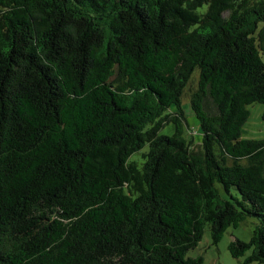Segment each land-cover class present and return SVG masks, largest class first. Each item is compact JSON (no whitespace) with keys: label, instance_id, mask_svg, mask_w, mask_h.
I'll list each match as a JSON object with an SVG mask.
<instances>
[{"label":"trees","instance_id":"trees-1","mask_svg":"<svg viewBox=\"0 0 264 264\" xmlns=\"http://www.w3.org/2000/svg\"><path fill=\"white\" fill-rule=\"evenodd\" d=\"M261 52L264 0H0V264H264Z\"/></svg>","mask_w":264,"mask_h":264},{"label":"rangeland","instance_id":"rangeland-1","mask_svg":"<svg viewBox=\"0 0 264 264\" xmlns=\"http://www.w3.org/2000/svg\"><path fill=\"white\" fill-rule=\"evenodd\" d=\"M260 55L264 63V52H261ZM197 80L198 69L194 70L189 81L190 83H188L185 89V94L182 98L187 125L190 128V133H188V135L192 136L193 142L195 143L199 142L200 132L198 131L199 127L197 124V120L188 105V95L195 88ZM248 109L250 111V115L248 120L244 124V136L252 138H264V120L261 117V114L264 110V104L255 102L248 105ZM172 132L173 126L171 123L165 125L160 130V133L163 134H171ZM147 149L148 146L145 145L141 150L134 152L131 155L130 159L141 163L143 161L141 153L146 151ZM232 192L234 193V195L238 196L235 189H232ZM257 222L258 220L255 217H246V219L242 221L237 227H228L224 232L223 237L217 244H211L209 229L208 227H206L204 234L201 240L198 242L197 246L193 249L188 250L187 255L201 256V264H239L242 261L243 257H233L228 250V244L234 237H237L243 241H248Z\"/></svg>","mask_w":264,"mask_h":264}]
</instances>
